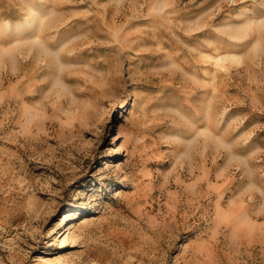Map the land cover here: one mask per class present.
Returning <instances> with one entry per match:
<instances>
[{"label": "rangeland", "instance_id": "374dc122", "mask_svg": "<svg viewBox=\"0 0 264 264\" xmlns=\"http://www.w3.org/2000/svg\"><path fill=\"white\" fill-rule=\"evenodd\" d=\"M0 264H264V0H0Z\"/></svg>", "mask_w": 264, "mask_h": 264}, {"label": "bare ground", "instance_id": "6f19581e", "mask_svg": "<svg viewBox=\"0 0 264 264\" xmlns=\"http://www.w3.org/2000/svg\"><path fill=\"white\" fill-rule=\"evenodd\" d=\"M63 223H65V221Z\"/></svg>", "mask_w": 264, "mask_h": 264}]
</instances>
